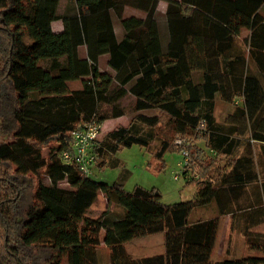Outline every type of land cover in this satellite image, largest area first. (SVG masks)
<instances>
[{
  "label": "trees",
  "instance_id": "obj_1",
  "mask_svg": "<svg viewBox=\"0 0 264 264\" xmlns=\"http://www.w3.org/2000/svg\"><path fill=\"white\" fill-rule=\"evenodd\" d=\"M159 1L75 0L61 15L53 0H0V264H99L101 244L111 264H264V232L253 229L264 222V0H166V41L156 18ZM127 5L146 16L124 17ZM113 15L123 27L120 40ZM55 20L63 30H53ZM244 29L247 52L239 42ZM103 54L113 73L100 69ZM62 57L57 68L42 65ZM77 79L82 88L70 89ZM128 93L134 116L100 137L94 151L101 168L108 158L115 163L123 146L138 144L154 156L151 169L159 173L165 154L178 151L177 136L196 134L216 157L245 149L216 175L208 174L214 162L198 168L191 152L181 174L197 190L170 204L157 187L128 191L119 180L83 175L63 160L72 132L125 114L117 103ZM217 97L235 106L223 123L215 117ZM101 103L112 113L99 115ZM251 139L261 143L259 154ZM52 141L56 149L45 155ZM100 191L108 208L92 216ZM211 203L215 214L197 216ZM227 214L243 219L238 229L253 254L214 258ZM159 233L165 252L128 253L133 240Z\"/></svg>",
  "mask_w": 264,
  "mask_h": 264
},
{
  "label": "rangeland",
  "instance_id": "obj_2",
  "mask_svg": "<svg viewBox=\"0 0 264 264\" xmlns=\"http://www.w3.org/2000/svg\"><path fill=\"white\" fill-rule=\"evenodd\" d=\"M55 2V7L57 9L58 14H66L71 12L72 7L75 5V0H53ZM166 0H160L157 6V15L161 34L163 39L166 41L168 37L167 30V20H166ZM262 15L264 16V6L261 10ZM124 17H140L144 18L146 13L140 9L134 8L131 5L125 6L123 10ZM114 16V27L118 36H122L123 27L121 25V20L116 16ZM53 27L57 31L63 28L62 20H57L53 22ZM52 27V28H53ZM250 31L243 30L239 37V42L242 43L243 48L247 52V46L244 44V39L249 37ZM107 56H103L100 60L99 58V67L101 70H109L112 69L108 66ZM64 57L55 59V60H44L42 62L43 66H52L58 67L62 63H64ZM262 77V76H261ZM264 79V77H262ZM70 89H80L82 88L81 79L69 81ZM135 102V97L128 93L123 96L117 103V105L121 108L125 109V115L120 118H108L109 120L103 122V129L100 137L104 138L105 135L112 129L122 126L129 125L134 116L133 105ZM234 104L228 101L222 100L220 97H217L216 106H215V117L217 121L226 122L228 116L234 110ZM106 112L112 113V106L106 103L100 104L99 115L106 114ZM182 138L184 144L188 147L190 153L192 152V164L196 165L199 168L203 165H208L212 163L211 168L209 169V175H216L222 170H229L231 168L230 162L245 149V144L239 146L237 152L234 156H224L219 155L218 157L214 156L209 149H207L205 145V141L203 139L198 138L196 134L191 136H177L174 139V144L176 145V139ZM243 139H249V132H247ZM252 149L258 153L260 149V142L250 140ZM57 144L52 141L48 146L44 148V154L49 155L51 152H54ZM259 154V153H258ZM117 159L115 163H112V158H108L105 162V166L103 168L100 167V163L102 158L99 157L96 164L94 165V169L92 171V177L98 180H102L105 183L112 184L113 182L119 180L123 183L124 188L128 191H132L136 185H142L146 188L157 187L162 194V201L166 204L186 201L193 198L195 191L197 190V183H187L183 174H181L182 168L179 166V162L183 159L182 155L178 151H168L165 156V166L159 172L153 171L151 169V162L153 161L154 156L151 152L144 146L134 144L132 146H123L120 148L114 155ZM198 165V166H197ZM215 168V169H214ZM214 169V170H213ZM196 170V169H195ZM213 170V171H211ZM46 169L42 168L39 170L40 175L42 176V181L45 184H49L50 178L45 173ZM179 178L175 179L174 175L179 173ZM197 177H199V171ZM200 179V178H199ZM37 180V179H36ZM61 186H68L66 180L59 181ZM108 208V201L105 194H100L96 198L94 204L89 209L88 214L91 215H99L101 212L105 211ZM111 212L115 215L119 214L120 208L118 206L111 207ZM215 203H211L210 205L203 207L197 210V216H209L215 214ZM113 216V215H112ZM196 216V218H197ZM111 217V215H110ZM108 219V218H107ZM229 220L226 216L221 217V225L219 229L218 239L216 242L215 253H220L221 256H230L233 255H248L253 254V252L246 245L245 239L243 237V233H240L237 230H230ZM262 230H264V223L258 226ZM164 241V238H163ZM162 236L160 234L149 236L148 238H140L139 240L134 241L131 244H127L128 253L133 257H147L154 254L162 253ZM4 233L2 232V228L0 226V255L4 251ZM229 248V250H228ZM232 252V253H231ZM99 254V264H111L110 251L104 244H101L100 249L98 250Z\"/></svg>",
  "mask_w": 264,
  "mask_h": 264
},
{
  "label": "built area",
  "instance_id": "obj_3",
  "mask_svg": "<svg viewBox=\"0 0 264 264\" xmlns=\"http://www.w3.org/2000/svg\"><path fill=\"white\" fill-rule=\"evenodd\" d=\"M102 129V123L96 120L86 123L84 126L75 129L72 132L73 139L70 149L64 150L62 153L63 160L79 165L83 175H91L93 167L98 160L97 154L94 150L97 142L100 139ZM176 144L178 145L179 153L183 158L179 162V166L182 168V171H184L190 165V151L184 144L182 138H177ZM179 175L180 172L176 173L174 178L178 179Z\"/></svg>",
  "mask_w": 264,
  "mask_h": 264
},
{
  "label": "crops",
  "instance_id": "obj_4",
  "mask_svg": "<svg viewBox=\"0 0 264 264\" xmlns=\"http://www.w3.org/2000/svg\"><path fill=\"white\" fill-rule=\"evenodd\" d=\"M55 21H57V20H55ZM55 21H53V22H55ZM53 22H52V24H53ZM52 27H53V25H52ZM63 27V26H62ZM53 30L54 31H56L55 29H54V27H53ZM61 30H63V28H61V29H59V30H57V31H61ZM117 34V33H116ZM117 37H118V39L120 40V39H122V37H123V34H122V36H118L117 35ZM80 54H81V56H86L87 55V49H86V46L85 45H83V46H81L80 47ZM103 56H107L108 57V54H103V55H101L100 56V60H101V58L103 57ZM106 57V58H107ZM107 61H108V58H107ZM106 71H109V70H106ZM109 72H111V73H113V70L112 71H109ZM125 114H123V115H121V116H118V117H113V118H115V119H117V118H120V117H122V116H124ZM109 119H106L104 122H106V121H108ZM102 124H104V123H102ZM196 192V191H195ZM100 194V193H99ZM102 194H104L103 192H102ZM89 211V210H88ZM215 213V212H214ZM91 215V214H90ZM92 216H97V215H92ZM224 216H226L227 217V219L229 220V226H230V230L232 229V230H237V231H239L240 233H242L241 232V230H239L238 229V227H240L241 228V226H242V224H243V219L240 217V216H236L235 218L232 216V215H230V214H227V215H224ZM264 222H262V223H260V224H257V225H255L254 226V230H256V231H261V232H264V230H262L261 228H259L258 226L259 225H262ZM161 236H162V241H163V234H161V233H159ZM154 235H158V234H154ZM150 236H153V235H150ZM149 236H145V237H141V238H148ZM140 238H138V239H135V240H133L132 242H130L129 244H131V243H133L134 241H136V240H139ZM162 246H163V252H165V244H164V241L162 242ZM228 250H229V248H228ZM162 252V253H163ZM232 253V252H231ZM230 256H236V255H233V253L232 254H230ZM239 256V255H238ZM224 257H226V256H221L220 255V253H214V258L216 259V260H220V259H223Z\"/></svg>",
  "mask_w": 264,
  "mask_h": 264
}]
</instances>
